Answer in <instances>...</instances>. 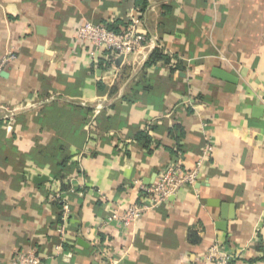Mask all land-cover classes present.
Segmentation results:
<instances>
[{
  "label": "crops",
  "instance_id": "0c3cea01",
  "mask_svg": "<svg viewBox=\"0 0 264 264\" xmlns=\"http://www.w3.org/2000/svg\"><path fill=\"white\" fill-rule=\"evenodd\" d=\"M131 12L169 62L144 68L142 52L116 70L97 68L74 40L78 26H127ZM9 52L0 264L32 249L42 264H204L217 240L248 247L236 264H264V0H0V59ZM122 67L126 79L113 87ZM216 67L238 79L234 91ZM210 140L195 187L130 227L98 231L111 210L102 194L133 203L138 184L177 161L195 167Z\"/></svg>",
  "mask_w": 264,
  "mask_h": 264
},
{
  "label": "built area",
  "instance_id": "2783aa9c",
  "mask_svg": "<svg viewBox=\"0 0 264 264\" xmlns=\"http://www.w3.org/2000/svg\"><path fill=\"white\" fill-rule=\"evenodd\" d=\"M135 13L136 12H131L129 14L127 26L124 30L119 32L109 28L108 23L85 21L78 26L74 35V40L76 43L83 44L84 47L89 48V59L95 63L97 68H101L99 60L101 55L106 57V68H110L112 71L114 69L116 70V65H118L116 61L122 55L124 58L120 65H123V63L127 61V58L133 53L143 52L144 58L148 60L152 54L151 52H153L155 48L159 47L162 49L160 43L153 41L139 30V21ZM148 49L152 51L148 53ZM14 58L15 53L9 52L0 59V76ZM189 65L190 64H188L187 67H189ZM214 148L215 144L210 140L202 156L197 161L196 166L193 168H186L183 162L177 161L164 169L158 175L154 183L150 185H145L143 183L138 184V200L133 203L125 204L121 200L118 202L102 194V200L111 210L106 219L98 226V231L107 229L114 222H118L125 227H130V225L139 220L145 212L158 207L162 203L170 202L173 198L177 197L183 189L195 187L203 176V169L206 161L213 153ZM63 211L64 215L62 221L57 224V231L65 238L69 226V214L67 213L68 208L66 205L63 207ZM97 245H99V243H97ZM227 245L218 240L214 241L204 256V264H236L245 256L246 250L248 249V247L236 249L231 245ZM61 248L62 246H57V252ZM109 251L108 248V252ZM42 263V255L37 250L32 249L17 254L10 264Z\"/></svg>",
  "mask_w": 264,
  "mask_h": 264
},
{
  "label": "trees",
  "instance_id": "16d2710c",
  "mask_svg": "<svg viewBox=\"0 0 264 264\" xmlns=\"http://www.w3.org/2000/svg\"><path fill=\"white\" fill-rule=\"evenodd\" d=\"M108 26H109V28H111V29H113V30H115V31H122V30H124L125 29V23H124V25L121 23L119 26H118V24L116 23H108ZM160 61H165V62H169V58L164 54V51L161 49V48H159V47H157V48H155L154 50H153V52H152V54H151V56L148 58V60L146 61V63H145V66H144V68H148L149 66H152V65H154V64H157L158 62H160ZM109 64V63H108ZM106 66H107V64H106V61H105V63H100V67L102 68V69H104V68H106ZM178 67L179 68H185L186 67V65H185V63H184V61H182V60H179L178 61ZM123 68V70H122V75L121 76H118V77H116V81H115V84H114V86L113 87H121V85H122V83L124 82V80L126 79V69L127 68H125V67H122ZM103 87L104 86H102L101 88L103 89ZM104 90V89H103ZM204 95L203 94H199V95H197L196 97H194V99L195 100H197V101H203L204 99V97H203ZM187 168V167H186ZM137 200H138V197H137ZM58 207H59V209H60V207H61V210H62V205H61V202H59L58 201ZM62 216H63V212H61L60 214H59V219H58V221H57V223H59V222H61L62 221ZM79 230V229H78ZM79 232V231H78ZM255 247H258L259 249H260V244L259 245H255ZM258 258H255V259H252V260H249L250 262H254L255 260H257Z\"/></svg>",
  "mask_w": 264,
  "mask_h": 264
},
{
  "label": "water",
  "instance_id": "95a60500",
  "mask_svg": "<svg viewBox=\"0 0 264 264\" xmlns=\"http://www.w3.org/2000/svg\"><path fill=\"white\" fill-rule=\"evenodd\" d=\"M123 58H124L123 55L120 56V57L117 59L116 63H117L118 65H120L121 62L123 61ZM1 75H5V71H3V72L1 73ZM212 75H213L214 77H217V78H219V79H222V80L226 81V87H227V90H229V91H234L235 86H236V83L238 82V79H237L236 77H234L231 73H229V72H227V71H225V70H223V69H221V68L216 67V68H214V69L212 70ZM255 111H256L257 113L261 114L262 109L256 107V108H255ZM223 209H226V207H224ZM227 217H229V216H228V215L225 213V211H224V212H223V218L226 219Z\"/></svg>",
  "mask_w": 264,
  "mask_h": 264
}]
</instances>
